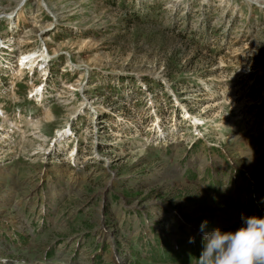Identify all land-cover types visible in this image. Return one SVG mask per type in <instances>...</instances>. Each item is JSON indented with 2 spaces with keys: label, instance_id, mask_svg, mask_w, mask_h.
Listing matches in <instances>:
<instances>
[{
  "label": "rangeland",
  "instance_id": "374dc122",
  "mask_svg": "<svg viewBox=\"0 0 264 264\" xmlns=\"http://www.w3.org/2000/svg\"><path fill=\"white\" fill-rule=\"evenodd\" d=\"M263 85L264 0H0V264H196L264 217Z\"/></svg>",
  "mask_w": 264,
  "mask_h": 264
},
{
  "label": "clouds",
  "instance_id": "9594fccd",
  "mask_svg": "<svg viewBox=\"0 0 264 264\" xmlns=\"http://www.w3.org/2000/svg\"><path fill=\"white\" fill-rule=\"evenodd\" d=\"M236 231L216 228L206 231L208 222L199 228L203 250L196 264H264V217L242 216ZM195 237L189 239L194 243Z\"/></svg>",
  "mask_w": 264,
  "mask_h": 264
},
{
  "label": "bare ground",
  "instance_id": "6f19581e",
  "mask_svg": "<svg viewBox=\"0 0 264 264\" xmlns=\"http://www.w3.org/2000/svg\"><path fill=\"white\" fill-rule=\"evenodd\" d=\"M43 56H44V54H43ZM36 57H37V55H36L35 52H27V53L21 54L19 56V58H18V64H17V67H18V71L17 72L18 73L17 74L23 75L24 68H26L29 65L34 70V68L37 67L38 61L40 59V58L37 59ZM35 90H36V93L38 95L40 93V95L42 96V87L39 88V87L36 86ZM33 95H35V94H33ZM68 132H69V130H67V131L65 130L62 133H60L59 136L62 137L63 135L67 134ZM76 149L77 148H75V151L73 150L74 151V153H73L74 155L77 154L76 153ZM8 221L13 222L12 219L8 220Z\"/></svg>",
  "mask_w": 264,
  "mask_h": 264
},
{
  "label": "trees",
  "instance_id": "16d2710c",
  "mask_svg": "<svg viewBox=\"0 0 264 264\" xmlns=\"http://www.w3.org/2000/svg\"><path fill=\"white\" fill-rule=\"evenodd\" d=\"M164 239L166 240V238L164 237ZM159 247V250H164V251H162L161 252V254H157L156 252H155V249H157V248H152L153 250H154V252H153V255L155 256V259H157V256H159L161 259H163V260H165V259H167V250H166V248H165V245L163 246V247H160V246H158ZM180 248L182 249V246H180ZM179 249V248H178ZM172 250H174L173 248H172ZM180 250V249H179ZM176 251V250H175ZM177 252V251H176ZM165 255H166V257H165Z\"/></svg>",
  "mask_w": 264,
  "mask_h": 264
},
{
  "label": "built area",
  "instance_id": "2783aa9c",
  "mask_svg": "<svg viewBox=\"0 0 264 264\" xmlns=\"http://www.w3.org/2000/svg\"><path fill=\"white\" fill-rule=\"evenodd\" d=\"M0 88H1V87H0ZM5 112H6V111L4 110V108L0 106V119L4 117ZM0 130H3V128L1 127ZM11 133H14V130H11ZM0 160H1V158H0ZM13 210H14V209H13ZM11 219H12L11 217L5 219L6 223H7V224H11V223H12V224H15V222H16L15 219H12L13 222L8 221V220H11ZM19 221L22 222V219H19Z\"/></svg>",
  "mask_w": 264,
  "mask_h": 264
},
{
  "label": "water",
  "instance_id": "95a60500",
  "mask_svg": "<svg viewBox=\"0 0 264 264\" xmlns=\"http://www.w3.org/2000/svg\"><path fill=\"white\" fill-rule=\"evenodd\" d=\"M25 1V0H24Z\"/></svg>",
  "mask_w": 264,
  "mask_h": 264
}]
</instances>
